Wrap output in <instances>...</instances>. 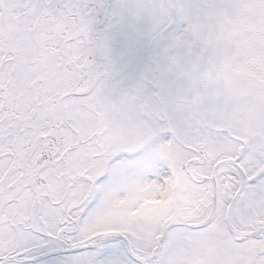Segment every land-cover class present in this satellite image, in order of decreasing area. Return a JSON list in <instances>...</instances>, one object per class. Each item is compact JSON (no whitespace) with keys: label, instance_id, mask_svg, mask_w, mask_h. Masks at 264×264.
<instances>
[{"label":"snow or ice","instance_id":"obj_1","mask_svg":"<svg viewBox=\"0 0 264 264\" xmlns=\"http://www.w3.org/2000/svg\"><path fill=\"white\" fill-rule=\"evenodd\" d=\"M0 264H264V0H0Z\"/></svg>","mask_w":264,"mask_h":264}]
</instances>
